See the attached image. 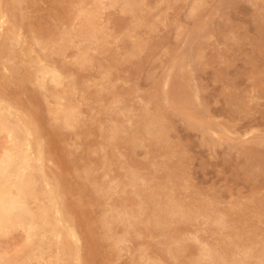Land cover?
I'll return each instance as SVG.
<instances>
[{"label":"rangeland","instance_id":"1","mask_svg":"<svg viewBox=\"0 0 264 264\" xmlns=\"http://www.w3.org/2000/svg\"><path fill=\"white\" fill-rule=\"evenodd\" d=\"M137 1L143 8L135 14L104 1L100 23L106 44L102 50L92 48V64L84 68L71 65L76 50L64 47L63 54L55 52L44 61L65 63L68 75L77 81L72 99L81 114L72 127L52 133L56 123L47 108L56 101L50 93L40 99V106L49 155L46 165L62 184L72 187L68 191L73 206L78 202L76 210L86 205L78 210L86 211L85 215L79 212L78 216L87 229L84 242L88 247L93 243L86 248L89 253H84L87 264H192L191 257L203 245L238 244L251 229L253 236L259 234L264 240V0ZM77 6L78 0H22L18 4V31L24 46L36 50L33 57L44 56L34 45L36 39L75 23L73 8ZM193 8L197 10L194 15ZM138 40L141 42L134 48L132 44ZM13 44L7 41L10 47ZM194 49L199 53L190 61L187 57ZM0 70L4 73L0 75L9 76L2 65ZM181 84L188 95L193 94L191 102L175 95ZM29 89L32 87L10 85L7 93L37 106V97L31 100ZM144 109L157 115L165 126L166 143L134 131ZM118 121L122 130L106 158L107 135ZM198 121L202 123L199 126ZM178 167L184 169L177 179L185 189H175V198L185 204L208 201L207 214L222 215L226 229L208 225L204 217L192 221L189 233L198 239L191 240L185 254L175 259L162 252L165 236L144 231L140 225L141 236L133 233L124 250L116 254L113 242L104 239L98 220L110 209L132 208L139 200L136 190L143 196L162 187ZM130 172L139 177L136 187L128 185L125 192L119 189L98 199L91 193L93 183L110 186L127 182ZM115 226L118 232L125 228L123 224ZM180 227L172 224L170 229ZM19 234L0 238V247L14 251L22 238ZM140 251L146 255L142 260Z\"/></svg>","mask_w":264,"mask_h":264},{"label":"bare ground","instance_id":"2","mask_svg":"<svg viewBox=\"0 0 264 264\" xmlns=\"http://www.w3.org/2000/svg\"><path fill=\"white\" fill-rule=\"evenodd\" d=\"M104 1L78 0V6L73 8L72 23H75L70 27L63 25L57 28L49 37L41 36L36 39L34 45L43 50L44 56L33 57L36 50L24 46L15 17V9L22 0H0V60L3 59L4 62L0 65L2 69L9 71V76L0 75V238H8L16 233H21L19 236L22 237L18 248L12 252L0 247V264H87L84 253H89L86 248L92 247L93 243L88 247V242H84L88 239L84 237L87 229L83 227L84 221L82 223V219H79L81 216H78L82 212L78 210L82 206L86 209V205L81 202L82 206H78L80 209L76 210L78 202L76 207L73 206L69 193L72 187L62 184L46 165L49 155L44 141V109L40 106V99L46 98L48 93L55 98L56 105L47 108L48 114L56 123L52 126V133L59 132L60 127H72L80 120L81 109L72 99V93L77 89L76 79L73 75H68L65 63L44 61L55 52L63 54L65 51L61 47H64L76 50L70 59L71 65L84 68L85 65L92 64V48L102 50L106 44L107 35L100 23L106 8ZM106 1L111 6L120 5L123 10L134 14L143 8L142 3L137 0ZM196 11L193 8V15ZM7 41L15 44L10 47ZM139 41L141 42H133L132 46L137 48ZM13 46L21 48L16 51ZM195 53L196 49L187 59H193L195 55L197 58L199 51ZM17 57L23 60L18 62L15 60ZM179 65L177 63L175 66ZM0 74H4L3 70H0ZM10 85L22 89L31 86L32 89L28 90L29 97L31 100L32 96L34 99L37 97V106L23 103L18 94L10 96L7 93ZM174 92L177 97L190 100L189 102L193 99V94L188 95L183 84ZM115 103L114 101V106H117ZM196 124L199 126L202 123L198 121ZM121 130L120 121L113 123L104 145L106 158H110ZM134 131L136 134L143 131L158 143H166L168 140L163 123L157 115L146 109L136 121ZM136 141L135 138L134 142ZM181 171L184 172V169L178 167L174 172L176 174L168 176L162 187L151 189L143 196L140 190H136L139 200L132 208L110 209L98 220L104 239L113 242L116 254L119 255L124 250L123 245L131 241L133 233L141 236L140 225L144 231L165 236L162 252L175 259L181 253L185 254L191 240L198 239L189 233L188 224L192 221L204 217L208 225L215 224L220 231L226 229L227 223L222 215L214 217L207 214L208 201L201 199L196 204H185L175 198V189H185L182 180L177 179ZM89 174L86 172L88 178ZM138 178L134 172H130L126 177L127 182H114L110 186L95 182L90 190L95 199H98L101 194L115 193L119 189L125 192L128 185L136 187ZM79 194L76 195L80 196ZM98 221L96 219V224ZM116 224H123L125 228L118 232ZM172 224L181 227L172 231ZM94 228L98 227L95 225ZM177 232L179 234L175 235ZM254 232L252 229L249 231L250 235L245 232L249 236L238 244L229 242L224 247L203 245L190 261L192 264H200L205 260L207 264H264V240L259 238V234L253 236ZM96 247H99L98 244ZM91 256L92 254L88 255V258ZM143 257L146 255L141 252L139 259L142 260ZM93 262L97 263L95 260Z\"/></svg>","mask_w":264,"mask_h":264}]
</instances>
